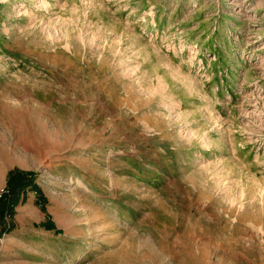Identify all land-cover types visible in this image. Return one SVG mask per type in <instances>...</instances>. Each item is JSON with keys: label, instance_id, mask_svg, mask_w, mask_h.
<instances>
[{"label": "rangeland", "instance_id": "1", "mask_svg": "<svg viewBox=\"0 0 264 264\" xmlns=\"http://www.w3.org/2000/svg\"><path fill=\"white\" fill-rule=\"evenodd\" d=\"M38 1L0 0V264H264V0Z\"/></svg>", "mask_w": 264, "mask_h": 264}, {"label": "crops", "instance_id": "2", "mask_svg": "<svg viewBox=\"0 0 264 264\" xmlns=\"http://www.w3.org/2000/svg\"><path fill=\"white\" fill-rule=\"evenodd\" d=\"M69 238L68 235L65 236V242H66V239ZM63 241V240H62ZM51 247V250H55L56 248V244L50 246ZM54 252V251H53ZM28 255L30 256H35V254L33 252H28ZM78 257V256H77ZM77 257H74L77 259ZM48 258V257H47ZM48 260V259H46ZM19 260H14L12 263L8 262V261H5L3 264H17Z\"/></svg>", "mask_w": 264, "mask_h": 264}, {"label": "bare ground", "instance_id": "3", "mask_svg": "<svg viewBox=\"0 0 264 264\" xmlns=\"http://www.w3.org/2000/svg\"><path fill=\"white\" fill-rule=\"evenodd\" d=\"M45 5V0L38 1V5L36 6V12L42 11L43 7ZM19 155V154H18Z\"/></svg>", "mask_w": 264, "mask_h": 264}]
</instances>
